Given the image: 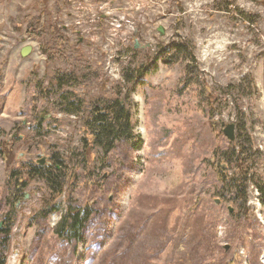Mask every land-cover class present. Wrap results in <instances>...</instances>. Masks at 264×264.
Wrapping results in <instances>:
<instances>
[{
  "label": "rangeland",
  "instance_id": "374dc122",
  "mask_svg": "<svg viewBox=\"0 0 264 264\" xmlns=\"http://www.w3.org/2000/svg\"><path fill=\"white\" fill-rule=\"evenodd\" d=\"M139 70L140 144H90L61 195L34 179L12 198L9 168L74 158L88 135L86 110L47 94L54 73L88 109ZM263 88L264 0H0V264H264V194L234 202L216 159L246 136L264 153ZM69 209L79 237L59 233Z\"/></svg>",
  "mask_w": 264,
  "mask_h": 264
},
{
  "label": "trees",
  "instance_id": "16d2710c",
  "mask_svg": "<svg viewBox=\"0 0 264 264\" xmlns=\"http://www.w3.org/2000/svg\"><path fill=\"white\" fill-rule=\"evenodd\" d=\"M174 53H183L185 48L181 44H170ZM145 72L138 71L135 75L129 73L125 77V85L117 89V92L110 98L97 97L87 103L88 109L84 108L85 101L78 98L76 93L70 90H63L66 86H71L72 82L79 85L78 78L72 73H62L57 71L52 78L51 86L47 90V94L58 98V106L62 111L69 114H77L80 110H86L84 117V129L88 133L87 137L82 140V150L74 153V158L64 159L55 157L53 162L41 166L37 163H27L19 169L7 170V182L13 184L11 197L15 200L21 198L23 190L30 180L42 181L47 187L49 193L55 197L63 193L65 182L71 179L74 168L70 166L68 161L87 164L88 154L90 153V144L100 148L104 154L109 153L115 148L117 141L133 140V147L140 144L139 135L134 134V126L131 122L132 114L130 112V93L133 90L127 89L131 83L134 86L138 84V80L134 84L135 78H141ZM254 88V86H253ZM264 89V88H263ZM255 90V88H254ZM247 94H243L245 96ZM56 104V100L54 102ZM90 137V138H89ZM237 147V148H235ZM251 141L248 136L239 140L233 145L230 151H226L223 155L216 152V159L220 161V179L222 181V190L224 194L232 193L234 202L239 201L244 206L247 201V189L250 186L260 194H264V182L262 171H264V153L258 149L252 148ZM73 153V152H72ZM215 157V156H214ZM12 158L11 152H7L6 163ZM76 165V164H75ZM9 166V163H8ZM229 169H233V173ZM23 178V181L21 179ZM236 194V195H234ZM22 195V196H21ZM54 210H50L51 212ZM82 211L77 209L68 210L64 215L61 225L59 224V233L63 235L72 233L79 237V230L82 225ZM9 228L1 227L0 232L6 236L9 234ZM77 233V234H76Z\"/></svg>",
  "mask_w": 264,
  "mask_h": 264
},
{
  "label": "water",
  "instance_id": "95a60500",
  "mask_svg": "<svg viewBox=\"0 0 264 264\" xmlns=\"http://www.w3.org/2000/svg\"><path fill=\"white\" fill-rule=\"evenodd\" d=\"M255 1H263V0H255ZM160 32L162 33V30H160ZM31 51L30 47H25L22 48L21 50V55L22 56H26L29 52ZM234 132H235V125L230 124L227 125L224 129H223V133L224 135L228 138V140L233 141L235 136H234Z\"/></svg>",
  "mask_w": 264,
  "mask_h": 264
},
{
  "label": "flooded vegetation",
  "instance_id": "af4514ba",
  "mask_svg": "<svg viewBox=\"0 0 264 264\" xmlns=\"http://www.w3.org/2000/svg\"><path fill=\"white\" fill-rule=\"evenodd\" d=\"M47 164H49V162H44V160H43L42 164H40V165L44 166V165H47Z\"/></svg>",
  "mask_w": 264,
  "mask_h": 264
},
{
  "label": "bare ground",
  "instance_id": "6f19581e",
  "mask_svg": "<svg viewBox=\"0 0 264 264\" xmlns=\"http://www.w3.org/2000/svg\"><path fill=\"white\" fill-rule=\"evenodd\" d=\"M234 136H235V132H234ZM234 140H235V138H234ZM42 162H43V160L39 161L38 163L39 164H42Z\"/></svg>",
  "mask_w": 264,
  "mask_h": 264
}]
</instances>
